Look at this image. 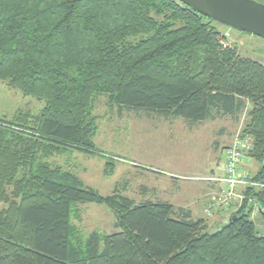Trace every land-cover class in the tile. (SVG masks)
<instances>
[{"label":"trees","instance_id":"trees-1","mask_svg":"<svg viewBox=\"0 0 264 264\" xmlns=\"http://www.w3.org/2000/svg\"><path fill=\"white\" fill-rule=\"evenodd\" d=\"M215 25L179 0H0V82L45 102L39 116L0 119L13 138L0 139V264H264L253 219L264 221V66L224 47ZM100 97L190 128L248 109L236 135L247 142L240 198L222 203L225 188L210 180L222 176L236 137L221 173L202 180L218 186L208 208L231 212L228 221L211 232L188 208L119 190L104 197L51 163L71 150L98 152ZM86 204L111 210L115 232L85 235L74 221Z\"/></svg>","mask_w":264,"mask_h":264},{"label":"rangeland","instance_id":"rangeland-1","mask_svg":"<svg viewBox=\"0 0 264 264\" xmlns=\"http://www.w3.org/2000/svg\"><path fill=\"white\" fill-rule=\"evenodd\" d=\"M215 27L224 47L237 48L241 58L264 66V39L221 25ZM44 106L45 102L23 95L7 82H0V119L13 122L19 113L39 116ZM247 111L239 119L224 117L190 128L182 119L149 117L145 112H121L117 106L109 104L107 97H100L95 101L93 112L96 124L94 143L98 152L84 154L71 150L67 154L55 155L49 161L73 171L86 186L98 190L104 197L119 190L123 196L136 202H169L174 206L183 205L192 197L189 204L202 211L203 200H196L201 197L200 189L205 183L200 179L211 175V167H216L213 165L219 162L224 165L225 148L241 132ZM10 126H13L12 131H22L16 123ZM8 134L0 123V139L4 136L6 141L12 142L13 138ZM246 158H249L247 154ZM251 162L250 169L254 174L258 165L253 160ZM171 176L181 177L175 179V186ZM241 204H234L238 207L232 212ZM208 207L204 206V214L213 229L211 232H214L224 220L228 221L231 212L219 211L213 204L210 210ZM78 209L81 217L74 224L82 228L85 235L99 230L106 234L115 232L116 218L107 207L86 204L79 205ZM257 214L253 219L260 233L264 234V221Z\"/></svg>","mask_w":264,"mask_h":264},{"label":"water","instance_id":"water-1","mask_svg":"<svg viewBox=\"0 0 264 264\" xmlns=\"http://www.w3.org/2000/svg\"><path fill=\"white\" fill-rule=\"evenodd\" d=\"M218 24L264 39V3L258 0H179Z\"/></svg>","mask_w":264,"mask_h":264},{"label":"built area","instance_id":"built-area-1","mask_svg":"<svg viewBox=\"0 0 264 264\" xmlns=\"http://www.w3.org/2000/svg\"><path fill=\"white\" fill-rule=\"evenodd\" d=\"M247 142L245 139L237 136L233 145L227 152L226 164L223 169L222 176L210 179L213 182L220 183L225 189L222 191V203H228L231 198H240L237 195L239 187L248 184L247 176L241 172L240 165L242 163L243 149Z\"/></svg>","mask_w":264,"mask_h":264},{"label":"crops","instance_id":"crops-1","mask_svg":"<svg viewBox=\"0 0 264 264\" xmlns=\"http://www.w3.org/2000/svg\"><path fill=\"white\" fill-rule=\"evenodd\" d=\"M231 145V144H230ZM252 160L250 159H247V161H245V167L248 169L252 168L253 166V163L251 162ZM251 162V163H250ZM213 166H216L215 168L211 167V175L207 176V177H210V176H213V175H218L219 173H221V170H222V167L223 165L221 164V162L217 163L216 165H213ZM252 170L250 169L249 172H251ZM158 173H161V171H157ZM252 174V172H251ZM207 177H202L200 180H204V178H207ZM172 179H174V185L175 186V179L177 180L178 178H181V177H173L171 176ZM175 188V187H174ZM147 188L144 187V191L147 192ZM202 191V194H201V197L199 196V198H197L196 200L198 199H201V201L203 200V204H202V211H199V209H194V207H192L191 205H194V204H189L190 202H188L191 198L187 199L183 205H178L176 207H184V208H188L192 211L194 217H196L195 215H199L201 214L198 218H201V219H206L205 218V210H204V206L206 205V207L209 205L210 201L214 200L217 196H218V192H219V188L218 186L216 185H213V184H209V183H203L202 184V187L200 189ZM175 192V191H174ZM188 202V203H187ZM201 212V213H199ZM199 213V214H198ZM227 221V220H226ZM226 221L224 220L222 224L226 223ZM221 224V225H222ZM220 225V226H221ZM219 227V226H218Z\"/></svg>","mask_w":264,"mask_h":264}]
</instances>
